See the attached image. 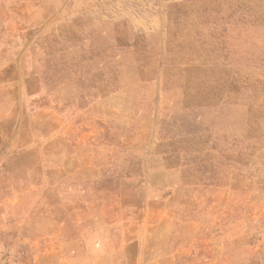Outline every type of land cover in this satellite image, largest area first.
<instances>
[{
    "label": "crops",
    "instance_id": "1",
    "mask_svg": "<svg viewBox=\"0 0 264 264\" xmlns=\"http://www.w3.org/2000/svg\"><path fill=\"white\" fill-rule=\"evenodd\" d=\"M45 62L0 53V153L13 179L0 243L9 227L10 243H27L13 251L23 264H264V190L232 182L248 172L221 181L225 163L204 150L184 164L188 151L167 150L193 136L167 125L169 92L145 90L158 77L125 74L115 91L112 75L48 74Z\"/></svg>",
    "mask_w": 264,
    "mask_h": 264
},
{
    "label": "rangeland",
    "instance_id": "2",
    "mask_svg": "<svg viewBox=\"0 0 264 264\" xmlns=\"http://www.w3.org/2000/svg\"><path fill=\"white\" fill-rule=\"evenodd\" d=\"M43 25L54 33L33 40L25 33ZM0 35L7 41L0 53L44 59L48 74H57V64L107 73L115 91L125 74L158 77L145 81V90L169 92L167 125L193 136L167 150L188 151L183 164L204 150L211 166L225 163L221 181L248 172L254 177L232 182L264 190V0H0ZM9 161L0 153V204L10 200ZM7 233L3 227L1 264H23L22 252L13 251L27 243H10Z\"/></svg>",
    "mask_w": 264,
    "mask_h": 264
}]
</instances>
